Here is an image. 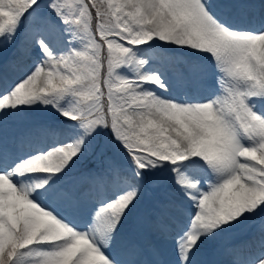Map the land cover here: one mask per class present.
<instances>
[{"label":"rangeland","instance_id":"obj_1","mask_svg":"<svg viewBox=\"0 0 264 264\" xmlns=\"http://www.w3.org/2000/svg\"><path fill=\"white\" fill-rule=\"evenodd\" d=\"M222 1H226L227 6L222 12L223 16L228 15L235 20L237 0L234 4L230 0H208L207 3L211 9L213 4H221ZM153 3L168 16L169 21L175 19L187 32L195 43L194 50L176 53L172 45L154 32L143 11L136 9L129 0H0V40H4L0 43V61L4 54L20 55L18 66L30 67L29 73L39 78L30 90H24L20 84L10 81L3 82V85L6 84L5 90L0 92L2 133L11 138L21 134V145L35 143L41 149L38 136L42 134L44 138L45 133L51 130L52 135H46L44 141L50 140L56 145L50 147L48 143L44 144L43 150L47 146L51 149L48 154L34 156L32 160L39 161L36 164L22 160L27 172L32 174L29 186L37 193V199L41 201L42 195L45 199L43 202L51 205L58 202L64 208L68 203L67 198L74 200L71 211L66 215L71 220L77 217L75 200L82 199L83 209L86 207L88 212L84 211L80 220L84 221V226L88 224L94 244L77 253L73 247L75 239L66 238L68 224L63 221L62 226H57L52 221V213L40 201L44 206L42 214L13 219L9 209H2L1 204L8 201L6 194L0 193V264H116L101 258L95 244L99 243V238L113 239L121 233L126 237V247L130 246L132 239L149 240L156 235L158 239L165 240L162 246L173 264H181L183 258L189 257H195V264H201L209 259L210 254L214 257L212 251L217 245L226 246L231 236H227L221 225H238L232 217L236 211L254 210L257 206L259 212L254 213L256 218L264 214V56L252 58V63L248 58V52L258 44L257 40L264 31L261 32L260 28L255 34L233 27L229 30L217 22L218 17L214 13H206L204 8L208 6H202L199 0H153ZM35 4L40 5L38 10L32 14L29 12L23 18V8ZM95 4L98 7L96 10ZM106 11L110 15L108 18H105ZM245 11L254 14L247 7L236 10V13L244 16ZM91 12L95 16H91ZM91 17L92 20L98 17L101 25L94 23ZM81 23L84 25L81 26ZM94 24L98 29V33H95L101 38L98 42V37L90 33ZM9 25L14 28L8 29ZM70 28H78V32L80 28L84 32L89 29V32L84 37H77ZM162 51L166 52L165 55ZM137 53L143 54L141 66H134L131 62L132 56ZM204 63L215 66L204 71ZM4 65L5 61H1L0 70ZM142 67L146 68L144 74L149 85L143 91H136L130 81L134 80ZM188 67L195 69L201 80L199 87L207 93L220 86L219 79L213 78H224L223 73L232 71L233 74V70L240 67L248 80V86L244 80L240 84V97L244 98L242 108L246 114L244 123L252 132L261 133L260 136L252 133L254 139L251 138L249 146H241L232 129L213 114L208 101L196 104L194 108L190 104H179L178 100L170 97L174 92H183L182 88L177 87L184 79L188 81L185 77ZM213 71L216 72L215 76L212 75ZM155 86L166 89V93L152 91ZM67 92L73 95V99L66 98ZM104 92L107 98H102ZM97 94L100 98L90 103L89 100ZM61 98L63 106H57V99ZM41 99L47 101L49 107L53 105L51 111L61 115L60 120L73 107H83L81 111H86L87 118L95 116L91 125L97 124L98 132L94 134L90 123H81L76 127L72 122H66L65 128L60 125L35 126L34 119H40L42 115L32 105ZM148 99L158 100L151 109L147 107ZM85 101L89 102L87 108H84ZM135 107L140 109L134 110ZM21 108L28 109L31 114L24 118ZM107 109L112 117L108 124L104 122L105 128L100 129L99 133V124L106 119L99 112L106 113ZM252 109L257 110V114ZM53 131L65 133L68 152L60 154L61 146L54 140L58 132L53 135ZM88 136L112 139L111 142L116 139L119 144L125 143L129 150L122 146L118 148L133 152L144 160L128 159L125 163L114 158L110 164L119 161L117 165L121 167L113 165L90 174L87 172L84 180L77 179L78 171L87 170V163L91 161L85 158L86 153L81 148ZM115 153L123 157V154ZM98 157L95 153L92 161ZM72 164L74 167H71ZM178 165L180 168H177ZM208 165L214 169L216 181L207 189L200 190L197 196L192 189L197 190L201 184L198 178ZM142 166L145 169L141 170ZM240 168L241 174L233 181ZM176 170L181 174L191 172L193 181L187 187L189 192L186 199L181 198L174 206L166 205L164 200H167L175 183L172 175ZM245 173L249 175L246 178ZM149 177L152 179L149 180ZM181 190L186 192L185 189ZM219 193L216 200L214 196ZM94 197L98 202L93 205L89 199ZM141 198L155 202L151 210H147L150 207L148 201L146 207L138 209L132 229L128 232L126 225ZM185 211L191 213L192 224L180 232L183 239L168 242V235L162 231L164 220L168 215H180L183 221ZM257 220L260 226L258 230H262L264 219H256L255 222ZM104 223L108 228H104ZM43 237L58 240L50 245L32 247V244L29 248L19 249ZM173 237H177V234L170 236ZM188 238L192 245L185 242ZM118 244L120 248L123 245ZM119 246L112 249V254L116 259L122 257L123 262L124 249H118L120 258L116 254ZM64 248L68 252H62ZM17 250L19 256H16ZM30 252L32 254H28Z\"/></svg>","mask_w":264,"mask_h":264},{"label":"bare ground","instance_id":"obj_2","mask_svg":"<svg viewBox=\"0 0 264 264\" xmlns=\"http://www.w3.org/2000/svg\"><path fill=\"white\" fill-rule=\"evenodd\" d=\"M130 2L134 3V7L136 9H141L147 18L149 20L150 26L154 28V32H158L160 35L158 36L160 39L166 40L170 45H172L173 48H175L176 53L183 54L185 50H194L196 48L194 41L190 38V36L187 34V32L183 31L179 23L173 19L172 21H169V18L167 15H165L161 10H159L156 7H154L153 0H129ZM230 3L234 4L236 3V0H231ZM250 5V3L248 4ZM213 7L217 11L218 14H221L224 9H227V6L222 7L220 4H214ZM245 7V4L243 5ZM258 10H259V16H256V19L254 17H251V15H247L246 21L250 24L256 23V21L261 23V32L264 31V1H262L258 5ZM242 16V15H241ZM153 20V21H152ZM162 32H160V31ZM167 31V32H166ZM166 32V33H163ZM35 33V32H34ZM258 44L255 45L253 48L251 56L256 59L259 58L261 55L264 56V34L262 33L261 37L257 40ZM164 47V46H163ZM167 48V47H166ZM166 52L162 51V54L165 55ZM175 53V54H176ZM142 53H137L131 58V62L133 63L134 66H141V57ZM186 56V55H184ZM27 59V58H26ZM23 62V60H22ZM24 65H27L26 62H23ZM21 67V66H20ZM145 67H142L140 69L139 74L134 78V80L130 81V84H133V88H135L136 91H143L146 86L149 85V82L146 78V75L144 74L145 72ZM25 70L27 72H25ZM29 70L31 68H20L19 70L15 71L12 73L11 76H9V79L1 78L0 79V89L1 91L5 90V84L3 85L4 81H10L13 84H20V87H22L24 90H30L33 88L36 84V82L39 81V78H36L35 74L29 73ZM25 72V74H23ZM22 76V77H20ZM159 87L155 86L152 87V91L156 92L159 94ZM162 93L165 91L162 89ZM160 91V94H161ZM156 99H148V108L151 109L152 106L156 105ZM10 103V102H9ZM10 105H12L10 103ZM138 107H135L134 110H136ZM140 109V108H138ZM155 111V110H154ZM58 137H56L54 140L56 143L61 146L59 148L60 154H63V152H68L69 145L65 143V139L67 140V136H65V133H58ZM49 146H54L51 142L49 143ZM50 151L49 147L46 148V151ZM15 166V165H14ZM17 170V169H16ZM243 170V169H242ZM14 171L12 170V166L10 167H0V187L1 191L4 192L7 196V204H1L2 209H9L10 214L12 215L13 219L18 218V217H26V215H36L34 213V210L36 209L33 206L34 197L33 194L30 193V186L28 185L27 181L29 178L28 173H23V175L17 177L13 173ZM238 174L234 175L233 181L236 180V176H239L241 174V168L237 169ZM179 171L174 172L173 176L176 179L172 193L169 195L168 198H170V201H165L164 202H171L173 203L172 205H177L179 203V200L181 198L186 199L187 195V187L191 185L193 178H191V173L187 174H179ZM247 173L244 174V177H248ZM244 186V185H240ZM181 189H185L186 192L182 191ZM193 193L195 195L199 194L200 189H192ZM195 191V192H194ZM189 192V191H188ZM180 193V194H179ZM219 194H216L214 198L216 197L218 200L219 199ZM167 205V203H166ZM8 211V210H7ZM181 218V217H180ZM192 224L191 219H186L185 226L189 227V225ZM78 231V230H77ZM79 232V231H78ZM66 238H74L76 240V244H74V248L76 249L77 253H80L82 250H85L88 248V237H83L78 234H73L68 233L66 235ZM264 248V245L261 243L259 244V248L256 250L257 252ZM217 250V249H216ZM215 250V251H216ZM258 264H264V255H259L258 254Z\"/></svg>","mask_w":264,"mask_h":264},{"label":"trees","instance_id":"obj_3","mask_svg":"<svg viewBox=\"0 0 264 264\" xmlns=\"http://www.w3.org/2000/svg\"><path fill=\"white\" fill-rule=\"evenodd\" d=\"M94 6V9L96 10L98 7H97V5L95 4V5H93ZM93 8V7H92ZM105 18H108V17H110V15H109V13L106 11L105 13Z\"/></svg>","mask_w":264,"mask_h":264}]
</instances>
